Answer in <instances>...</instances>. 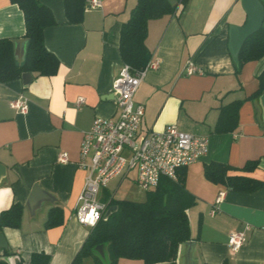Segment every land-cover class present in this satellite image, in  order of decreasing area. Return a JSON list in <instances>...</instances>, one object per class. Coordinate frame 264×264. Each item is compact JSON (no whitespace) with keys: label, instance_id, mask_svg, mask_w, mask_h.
I'll list each match as a JSON object with an SVG mask.
<instances>
[{"label":"crops","instance_id":"1","mask_svg":"<svg viewBox=\"0 0 264 264\" xmlns=\"http://www.w3.org/2000/svg\"><path fill=\"white\" fill-rule=\"evenodd\" d=\"M244 1L187 0L175 16L148 23L145 45L157 67L146 72L133 98L143 107L139 135L175 125L180 132L207 139L205 155L184 168L185 188L196 204L187 211L191 240L180 245L175 264H264V93L250 98L258 90L264 57L237 72L230 35L249 19ZM39 2L56 22L43 37L46 50L59 62L57 73L29 75L27 83L22 78L0 83V213L13 204L22 207L19 227L0 232L6 245V250L0 248V261L6 264H32V255L48 256V264H72L87 239L91 229L78 224L74 215L87 176L79 167L80 144L96 118L116 116L111 87L123 67L119 33L136 5V0H100L99 9L83 11L81 23L67 24L63 0ZM257 2L263 10L261 29L264 0ZM24 33L21 10L0 0V39L19 40ZM24 52L25 43L19 51L15 42L17 64ZM189 60L202 75H181ZM20 97L27 101L25 113L10 106ZM79 98L84 103L77 108ZM233 102H240L235 129L216 133L221 108ZM60 154H66V162L59 163ZM212 162L227 164L233 169L229 175L263 186L240 193L213 184L204 176L205 165ZM249 162L257 167L243 171ZM131 174L139 189L135 172H130L101 189L99 202L108 206L118 200L108 186H120ZM219 193L223 197L216 203ZM52 208L61 209L62 223L47 228ZM233 232L246 237L234 254L228 247ZM116 264L144 263L121 258Z\"/></svg>","mask_w":264,"mask_h":264},{"label":"trees","instance_id":"2","mask_svg":"<svg viewBox=\"0 0 264 264\" xmlns=\"http://www.w3.org/2000/svg\"><path fill=\"white\" fill-rule=\"evenodd\" d=\"M17 5L23 14L25 52L21 64L14 56L16 40L0 39V83L22 78L23 74L34 77H51L57 73L59 62L44 46V30L56 25L47 7L39 0H9ZM67 24H79L83 20L84 0H63ZM187 0H136L129 19L122 24L119 33L118 51L121 61L132 72L143 70L151 61V54L145 45L148 23L163 16H175L182 11ZM264 57V28L249 36L242 45L235 60L238 72L248 62ZM258 90L250 97L264 93V69L258 74ZM240 102H233L221 108L220 118L214 129L225 133L235 129ZM257 167L249 162L243 171ZM185 169L177 172L176 180L162 178L158 186L145 193L143 202L111 200L107 207L116 206V211L102 219L93 229L75 256L72 264H83L91 258L93 264H102L94 252L97 246H107L109 264L118 259L140 260L144 264H175L180 245L191 240L187 211L196 204V199L185 188ZM233 169L227 164L212 162L205 165V179L213 184L225 185L240 193H251L263 186L262 182L245 176H231ZM22 207L13 204L0 213V232L3 228H18ZM62 223V211L50 209L47 228ZM7 254V253H6ZM32 264H48L49 257L32 255ZM0 264H6L0 261ZM221 264H227L224 261Z\"/></svg>","mask_w":264,"mask_h":264},{"label":"built area","instance_id":"3","mask_svg":"<svg viewBox=\"0 0 264 264\" xmlns=\"http://www.w3.org/2000/svg\"><path fill=\"white\" fill-rule=\"evenodd\" d=\"M84 1L85 11L101 7L100 0ZM156 67L157 62L150 61L143 70L132 72L123 64L111 87L115 118H96L91 128L83 133L79 167L87 170V176L74 214L81 226L93 229L103 219L108 207L99 202L98 196L111 180L135 172L139 189L147 193L155 189L162 178L176 180L178 170L197 162L207 151L206 138L180 132L175 125L167 126L160 133L139 135L143 107L135 105L133 98L146 72ZM202 74L193 60L186 63L181 73L183 76ZM83 103L79 98L75 106L79 108ZM10 106L20 113H25L28 107L21 97L13 100ZM66 160V154L59 155V163ZM222 197L223 193H219L216 203ZM245 242L243 232L231 233L230 252H238Z\"/></svg>","mask_w":264,"mask_h":264},{"label":"water","instance_id":"4","mask_svg":"<svg viewBox=\"0 0 264 264\" xmlns=\"http://www.w3.org/2000/svg\"><path fill=\"white\" fill-rule=\"evenodd\" d=\"M244 3H245L246 10L248 11V14H249V19L246 25L244 26V28L240 30L232 29L231 34H230L231 39H232V51H233V56L235 60L245 40L260 29L261 20L263 17L262 7L257 2V0H245ZM15 42L19 47V51H21L22 46L25 43V40L19 39V40H16ZM22 79L24 83H27L30 80V76L28 74H23ZM37 192H38V188L35 187L32 192V196H31L32 199L36 197ZM116 209H117L116 206L108 207V209L106 210L103 216V219L108 218L111 215V213L116 211ZM104 247L105 246L101 245V246H97L94 249V252L97 254V256L101 259L102 262H103ZM0 248L3 250H6V245L3 240V235L1 233H0Z\"/></svg>","mask_w":264,"mask_h":264},{"label":"rangeland","instance_id":"5","mask_svg":"<svg viewBox=\"0 0 264 264\" xmlns=\"http://www.w3.org/2000/svg\"><path fill=\"white\" fill-rule=\"evenodd\" d=\"M132 174L129 179L125 180L120 186H116L115 183H111L108 186L110 192L115 191V198L118 200H128L133 202H143L145 200V193L140 191L135 183L132 181ZM103 262L109 264V254L107 246L104 247L103 251Z\"/></svg>","mask_w":264,"mask_h":264}]
</instances>
